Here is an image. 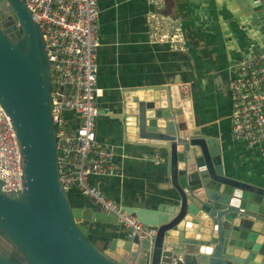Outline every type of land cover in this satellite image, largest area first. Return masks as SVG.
<instances>
[{"label": "water", "instance_id": "1", "mask_svg": "<svg viewBox=\"0 0 264 264\" xmlns=\"http://www.w3.org/2000/svg\"><path fill=\"white\" fill-rule=\"evenodd\" d=\"M180 81L176 74L123 87L117 110L98 108L119 123L124 142L160 151L161 200L120 204L155 234L129 236L113 213L69 204L58 180L41 31L24 0H0V106L18 141L22 180L15 194L0 190V264H264V185L224 173L220 138L194 125ZM93 220L116 233L101 247L87 237Z\"/></svg>", "mask_w": 264, "mask_h": 264}, {"label": "crops", "instance_id": "2", "mask_svg": "<svg viewBox=\"0 0 264 264\" xmlns=\"http://www.w3.org/2000/svg\"><path fill=\"white\" fill-rule=\"evenodd\" d=\"M96 2L99 106L117 110L116 95L121 88L167 83L179 74V90L190 96L194 125L201 132L220 138L224 173L264 185V156L230 139L227 89L228 61L256 36L252 30L244 35L241 26L257 21L260 9L254 8L250 0H159L157 6L150 0ZM152 10L182 28L186 43L181 50L148 41L146 15ZM230 37L235 41L229 45ZM99 115L96 137L112 145L119 165L116 173L99 181L101 189L120 204L137 200L147 205L161 200L163 189L159 183L164 177L158 173L162 169L159 149L124 142L119 123L106 114ZM90 181L96 182L97 178L91 177ZM93 207L97 208L94 204ZM110 228V223L93 220L87 237L101 247L116 235ZM2 240L0 236V251H5ZM142 263L141 259L139 264Z\"/></svg>", "mask_w": 264, "mask_h": 264}, {"label": "built area", "instance_id": "3", "mask_svg": "<svg viewBox=\"0 0 264 264\" xmlns=\"http://www.w3.org/2000/svg\"><path fill=\"white\" fill-rule=\"evenodd\" d=\"M257 21L245 22L255 38L230 58L229 134L264 156V44L255 40L264 36V0H250ZM37 23L49 69L50 118L56 143L58 180L64 192L77 188L97 208L113 213L126 234L152 240L155 228L144 224L120 203L104 194L99 181L119 170L111 144L96 137L98 116V69L96 48L98 7L96 0H24ZM157 6L159 0H150ZM17 25V23H16ZM149 42L166 44L181 50L186 43L182 28L170 23L156 10L146 15ZM247 39V38H246ZM21 157L9 116L0 106V190L17 193L22 189ZM96 177V182H91Z\"/></svg>", "mask_w": 264, "mask_h": 264}, {"label": "rangeland", "instance_id": "4", "mask_svg": "<svg viewBox=\"0 0 264 264\" xmlns=\"http://www.w3.org/2000/svg\"><path fill=\"white\" fill-rule=\"evenodd\" d=\"M250 22L251 23H254V21L253 20H250ZM241 29H242V32H243V34L244 35H246L249 31V29H247L246 27H245V23L244 24H242V26H241ZM255 38V37H254ZM255 40H258V42L259 41H262V43L264 44V36H261V37H258V38H256ZM228 43H229V45L230 44H233V42L235 41V39L233 38V37H230L228 40ZM99 117H100V115L98 116V118H97V121H96V123H98V119H99ZM114 189V187L112 186V184H111V186H110V190H113ZM73 190L75 191H77L78 193L77 194H75L74 192H73ZM104 192V191H103ZM66 197H67V199H68V202H69V204L70 205H76V204H81V203H83V204H87V205H91V206H93V204H92V202L90 201V199L86 196V195H84V194H82L77 188H75V187H70L67 191H66ZM105 194V193H104ZM75 195V196H74ZM106 195V194H105ZM107 196V195H106ZM79 199V200H78Z\"/></svg>", "mask_w": 264, "mask_h": 264}, {"label": "bare ground", "instance_id": "5", "mask_svg": "<svg viewBox=\"0 0 264 264\" xmlns=\"http://www.w3.org/2000/svg\"><path fill=\"white\" fill-rule=\"evenodd\" d=\"M99 217H104V215L102 213H98Z\"/></svg>", "mask_w": 264, "mask_h": 264}]
</instances>
